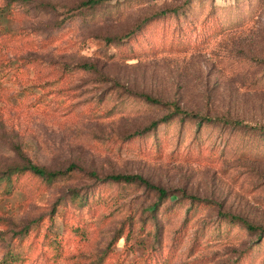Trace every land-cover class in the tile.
<instances>
[{
	"label": "rangeland",
	"instance_id": "obj_1",
	"mask_svg": "<svg viewBox=\"0 0 264 264\" xmlns=\"http://www.w3.org/2000/svg\"><path fill=\"white\" fill-rule=\"evenodd\" d=\"M80 1L0 0V174L26 159L83 167L13 174L8 191L0 179V258L264 264V234L224 215L264 226V0ZM142 92L243 125L179 113L129 136L173 108ZM90 170L138 172L174 194L151 210L154 188Z\"/></svg>",
	"mask_w": 264,
	"mask_h": 264
},
{
	"label": "trees",
	"instance_id": "obj_2",
	"mask_svg": "<svg viewBox=\"0 0 264 264\" xmlns=\"http://www.w3.org/2000/svg\"><path fill=\"white\" fill-rule=\"evenodd\" d=\"M107 1H109V0H81L78 3V7L93 8V7H96V6L100 5L101 3H104ZM188 1H190V0H185V2H188ZM178 10H179V7H177V6H174L172 8H162L159 11L152 14L151 17L162 16V15L167 14L169 11L173 12V13H177ZM151 17H145L142 20V22H140L137 25V27H140L142 23L151 19ZM129 35H130V32H126L122 36H129ZM115 37L121 38V36H115ZM112 39H114V37H110V36L106 37L107 41H110ZM74 66L81 68V69H84V70H91V69L96 68V64L94 62H90V61L78 62V63L74 64ZM140 94L147 101H150L153 103L164 102L159 97L152 96L149 93L142 92ZM167 102L170 103L171 105H173V108L171 111L163 114L158 119L151 120L149 122V124L144 126L142 129L134 130L133 132L129 133V136L143 134V133L151 130L152 128L156 127L159 122L166 121V120L170 119L171 117H173L174 115L179 114V113H182L184 115H189V116H192L193 118H196L198 121V124H201L203 121L220 120V121H223L226 123L232 122L233 124H236V125H243V121L238 119V118H234V119L230 120V118H227V117L221 116V115H211V114L206 113V112L201 113L198 110L197 111L187 110L185 108H182L181 105L176 101L171 100V101H167ZM167 102H164V103H167ZM245 125H248V124H245ZM259 127L261 129H264L263 124L260 125ZM74 170H80L81 171V170H83V167L79 166L75 162H70L64 168L51 170V169H47L46 167L41 166V165L33 162L31 159H26L25 162L22 163L21 165L15 164L13 166H9L4 172H2L0 174V179H4L6 181V189L8 191L9 185L12 184V175L13 174H19L23 171H28V172H30L36 176L42 177L44 179L53 180L60 175L68 174ZM89 174H91V176H94L95 178L97 177V179H101V180H112V181H122V182H138V183L145 185L146 187L154 188L158 193V200L151 203L148 206L149 207L148 209H151V210H153L157 207L159 201H161L162 199H164L168 195L171 196L172 194H174L172 192H169V190L167 188L150 181L147 177H145L143 174L138 173V172H135V173H120V172L107 173V174L103 175L102 177H99L97 175V173L95 172V170H90ZM181 195L182 196H180V197L186 196V197H189V198L197 200V201H208V200L200 198L194 194H186L185 192H182ZM224 215H229L230 220L239 221L244 227H246L249 230H256L259 236L264 234V226H262L261 224H257V223L252 222L251 220H249L245 216H242V215L237 214V213H232V212H228ZM118 237H119V234L116 236V238H118ZM243 251L244 250H242L241 253ZM18 262H19L18 256L12 252L5 253L0 258V264H17ZM233 264H234V262H233Z\"/></svg>",
	"mask_w": 264,
	"mask_h": 264
}]
</instances>
